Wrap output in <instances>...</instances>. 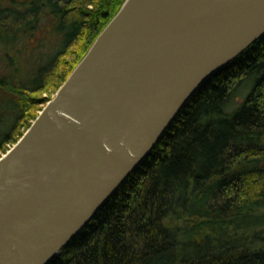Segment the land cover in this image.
Instances as JSON below:
<instances>
[{"label": "water", "instance_id": "water-1", "mask_svg": "<svg viewBox=\"0 0 264 264\" xmlns=\"http://www.w3.org/2000/svg\"><path fill=\"white\" fill-rule=\"evenodd\" d=\"M264 33V0H124L0 156V264H47L196 89Z\"/></svg>", "mask_w": 264, "mask_h": 264}, {"label": "trees", "instance_id": "trees-1", "mask_svg": "<svg viewBox=\"0 0 264 264\" xmlns=\"http://www.w3.org/2000/svg\"><path fill=\"white\" fill-rule=\"evenodd\" d=\"M123 2L0 3V42L8 47L32 34L41 15L60 34L32 85L21 87L13 122L0 130V154ZM47 264H264V33L196 89L142 162Z\"/></svg>", "mask_w": 264, "mask_h": 264}, {"label": "rangeland", "instance_id": "rangeland-1", "mask_svg": "<svg viewBox=\"0 0 264 264\" xmlns=\"http://www.w3.org/2000/svg\"><path fill=\"white\" fill-rule=\"evenodd\" d=\"M8 2L9 0H0L2 4ZM38 22L36 30L32 34L24 36L14 47H8V45L0 42V76L5 77L10 83L0 86V130H6L13 122L18 110L16 100L21 97V90H25L21 87L27 88L32 85L38 68L44 66L50 54L58 47L60 34L54 32L52 20L48 15H41ZM247 90L248 87L242 91L239 102ZM48 93V90L45 92L41 90L40 95L45 97L49 95ZM54 93H51L50 96L52 97ZM45 103L39 105L43 107ZM237 104L228 109H234Z\"/></svg>", "mask_w": 264, "mask_h": 264}]
</instances>
